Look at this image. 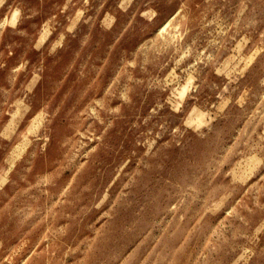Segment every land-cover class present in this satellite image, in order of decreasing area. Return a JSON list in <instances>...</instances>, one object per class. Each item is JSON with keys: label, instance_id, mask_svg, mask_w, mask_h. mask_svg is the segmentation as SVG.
<instances>
[{"label": "rangeland", "instance_id": "rangeland-1", "mask_svg": "<svg viewBox=\"0 0 264 264\" xmlns=\"http://www.w3.org/2000/svg\"><path fill=\"white\" fill-rule=\"evenodd\" d=\"M0 264H264V0H0Z\"/></svg>", "mask_w": 264, "mask_h": 264}, {"label": "bare ground", "instance_id": "bare-ground-1", "mask_svg": "<svg viewBox=\"0 0 264 264\" xmlns=\"http://www.w3.org/2000/svg\"><path fill=\"white\" fill-rule=\"evenodd\" d=\"M4 178V177H3Z\"/></svg>", "mask_w": 264, "mask_h": 264}]
</instances>
